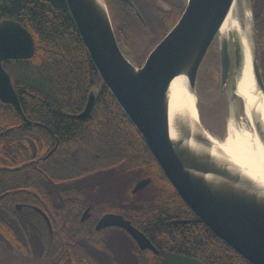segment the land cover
Masks as SVG:
<instances>
[{"label":"trees","instance_id":"obj_1","mask_svg":"<svg viewBox=\"0 0 264 264\" xmlns=\"http://www.w3.org/2000/svg\"><path fill=\"white\" fill-rule=\"evenodd\" d=\"M252 10L257 30L264 24V0H254ZM4 18L18 21L31 33L34 53L2 59L21 112L0 100V165L19 166V172L32 174L19 180L44 183L38 191L47 188L50 205L57 197L72 199L78 191L80 212L90 208L89 223H81V232H96V264H122L113 257L110 240L126 231L92 227L100 214L111 211L123 214L161 250L190 255L203 264H251L198 219L167 180L139 131L102 84L64 0H0V20ZM257 39L264 83V40ZM201 65L203 72L210 69L219 79V118L203 122L220 135L227 100L220 87L218 50ZM91 88L95 98L89 115L75 117ZM201 108L199 100V112ZM110 177L118 181L111 183ZM146 177L149 182L132 193L134 183ZM102 187L106 192L99 195ZM130 251L139 264H160V254L136 247Z\"/></svg>","mask_w":264,"mask_h":264},{"label":"water","instance_id":"obj_2","mask_svg":"<svg viewBox=\"0 0 264 264\" xmlns=\"http://www.w3.org/2000/svg\"><path fill=\"white\" fill-rule=\"evenodd\" d=\"M80 38L99 76L127 118L139 131L157 164L196 217L251 264H264V185L232 162L212 139L200 119L197 76L212 42L217 39L220 87L227 105L244 99L236 92L242 48L235 30L222 35L220 26L235 2L249 20L252 73L264 97L258 44L250 0H187L177 22L136 66L129 51L117 40L104 0H64ZM242 20V21H241ZM34 53L31 33L11 18L0 20V100L21 112L20 102L2 58H28ZM176 76L186 79L195 96L198 120L187 108L170 110V85ZM229 89V93L226 90ZM95 98L91 88L77 118L89 115ZM240 102V103H241ZM245 109V105H244ZM257 136L264 143L261 124L253 117ZM214 137V136H213ZM150 178L136 181L134 193ZM88 214V208L83 217ZM117 226L127 231L141 248L155 250L144 233L122 214L106 212L96 229ZM165 264H203L199 259L167 252Z\"/></svg>","mask_w":264,"mask_h":264},{"label":"flooded vegetation","instance_id":"obj_3","mask_svg":"<svg viewBox=\"0 0 264 264\" xmlns=\"http://www.w3.org/2000/svg\"><path fill=\"white\" fill-rule=\"evenodd\" d=\"M104 1L117 40L129 45L145 42L141 39H152L158 43L177 22L187 4V0ZM250 1L252 5L254 0ZM164 29L167 30L162 35H156ZM255 33L256 39L264 40V24L257 30L255 27ZM215 42L216 38L210 47ZM19 169V166L0 165V264H96V232H81V223H89L85 221L90 220V208H84H88V214L83 217L78 191H74L72 199L57 197V203L50 205L47 188L38 191L44 183L19 180L32 175L19 172ZM104 213L92 219L95 230L112 227L96 229V223ZM125 233V236L122 232L118 234L122 241L121 249L136 247L139 252L148 250L153 255L160 254V264H165L167 252L178 253L156 247L145 233L155 250L141 248L127 231ZM101 241H106V238ZM133 260L139 264L134 257Z\"/></svg>","mask_w":264,"mask_h":264},{"label":"bare ground","instance_id":"obj_4","mask_svg":"<svg viewBox=\"0 0 264 264\" xmlns=\"http://www.w3.org/2000/svg\"><path fill=\"white\" fill-rule=\"evenodd\" d=\"M234 3L230 12L220 26V32L226 36L231 30H235L242 48V58L236 76V92L244 99L245 114L252 122L256 117L264 134V97L260 90L256 89L252 66L250 42L248 37L249 20L247 15L242 14V25L238 19V6ZM170 110L174 108H187L191 117L198 120L195 96L188 89L186 79L176 76L170 85ZM216 145L223 153L245 173L255 178L264 185V143L257 136H251L249 131H241L236 124L228 126L227 135L220 141L212 136Z\"/></svg>","mask_w":264,"mask_h":264},{"label":"rangeland","instance_id":"obj_5","mask_svg":"<svg viewBox=\"0 0 264 264\" xmlns=\"http://www.w3.org/2000/svg\"><path fill=\"white\" fill-rule=\"evenodd\" d=\"M251 7H252V5H251ZM252 12H253V10H252ZM166 30L167 29L161 30L160 33L156 34V35H162ZM141 41H145V42L134 44L133 47H129V44H126V43L124 44L123 41H120V44L122 45V49L129 51L128 56L130 58H132V61L136 66H138L142 62H144L149 51L156 45L155 41H153L152 39H147V40L141 39ZM216 49L218 50L217 39H216V44L214 43V45H212V47L208 50V53L206 54L205 57L207 58L211 53L215 52ZM206 60L203 62L204 66L207 64ZM203 65H201V69H199V71H198L196 92H197V96H198L199 100H201V102H202V108L200 109L199 116L201 117V121H202L203 125L205 127H207L203 121L206 120L207 123L210 124L211 120H212V116H213V119H214V116L216 118H219V112H220L221 108H220V106L216 107V100H219V98H218L219 97L218 96L219 91H218V85H217V82L219 81V79L214 77V74L210 69H208L207 72H203V68H204ZM215 68H217V64L215 65ZM213 69H214V67H213ZM218 69L220 70V65H218ZM236 76L237 75L234 73L230 74L231 79L233 78L235 80ZM226 92L229 93V89L226 90ZM240 102L241 101L237 100L233 104V106L229 105V107H228V105H227V108H226L227 111H226V114L224 117L225 118V125H224V128L222 130V133L220 135H218V134H214L212 132L213 136L215 138H217L218 140L222 141L225 139V137L227 135V131H228V126L230 124H236V126H238L241 131H249V133L251 134L252 137L257 135L252 122L248 119V117L245 114L244 105L242 104V102L241 103ZM220 117H221V115H220ZM208 130L211 131L210 129H208ZM115 181H118V179L112 180V177H110L111 183H113ZM107 185H109V183ZM104 187H105V185H104ZM104 187L101 188L99 195H102V193L106 192V190H104ZM107 193H109V192H107ZM110 241H111L112 246L114 248L113 252L115 251V255H116V256H113L114 258L119 259V261H121L122 264H133L134 263L133 256L131 255L132 252L127 248H126L127 250L121 249V245H122L121 242L122 241L119 237H118V239H115V240L111 239ZM96 254H97V252H96Z\"/></svg>","mask_w":264,"mask_h":264}]
</instances>
